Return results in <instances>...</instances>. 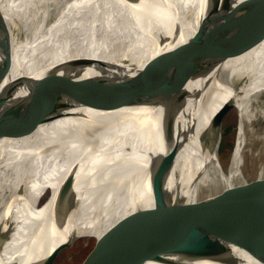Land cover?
Returning a JSON list of instances; mask_svg holds the SVG:
<instances>
[{
    "label": "bare ground",
    "instance_id": "6f19581e",
    "mask_svg": "<svg viewBox=\"0 0 264 264\" xmlns=\"http://www.w3.org/2000/svg\"><path fill=\"white\" fill-rule=\"evenodd\" d=\"M51 2L5 0L3 6L6 20L16 15L22 31L33 37L29 71L22 72L20 46L13 49V62L20 74L44 77L47 89L50 80L53 84L69 74L78 79L104 76L108 82L123 79L148 68L165 52L169 64L190 36L183 19L185 0H69L52 21L37 25L42 6ZM198 2L189 0L196 8ZM262 23L264 7L254 10L241 31ZM84 59L93 64L73 70V63ZM5 65L0 50L1 71ZM222 67L233 79L249 77L246 99L250 92H260L257 100L264 95V39ZM19 73L9 68L0 81V97ZM165 84L164 96L143 105H118L111 98L89 108L66 99L64 110L46 123L38 120L25 139L2 143L8 145L0 149L5 156L0 162V264H43L83 238L98 241L149 207L150 175L164 155L162 141L169 132L191 186L201 190L210 184L220 141L209 121L230 91L220 89L214 103L196 110L181 98L174 68ZM53 101L50 93L42 97L43 106ZM239 164L237 155L230 157L226 170L232 178L239 176ZM69 174L74 179L68 201L75 204L72 211L63 204L58 211ZM245 264L264 261L252 258Z\"/></svg>",
    "mask_w": 264,
    "mask_h": 264
},
{
    "label": "water",
    "instance_id": "95a60500",
    "mask_svg": "<svg viewBox=\"0 0 264 264\" xmlns=\"http://www.w3.org/2000/svg\"><path fill=\"white\" fill-rule=\"evenodd\" d=\"M4 1L0 0V50L6 65L0 70V81L10 67L19 73L13 62L14 47H21L23 73L29 71L33 48V37L25 35L18 17L6 20ZM184 7L183 19L190 36L169 64V54L165 52L148 68L123 79L108 82L104 76L78 79L69 74L53 84L50 80L49 89L44 77L19 73L0 97L2 145L25 139L38 120L46 123L62 110L66 99L89 108L111 98L118 105L121 101L143 105L157 100L164 96L172 68L181 98L186 97L196 110L214 103L220 89L230 91H226L228 98L212 115L209 128L230 148L232 156L239 158V176L232 178L216 156L211 161L213 180L207 187L195 189L188 171L177 161L173 133L168 130L162 141L166 143L164 155L150 175V206L115 226L72 264H245L252 258L264 261V171L249 176L241 172L245 134L260 92H250L246 99L249 77L233 79L230 70L222 67L264 39L263 23L241 31L254 10L264 7V0H199L197 8L185 0ZM92 64L91 59L75 61L73 70ZM187 84L189 90L185 89ZM46 92L54 101L43 106ZM242 103L243 111L239 108ZM7 145L0 149L5 150ZM4 158L0 155V162ZM73 179L74 175L69 174L64 180L58 211L62 204L73 209L75 202L68 201L67 193L73 188ZM57 254L43 264H52Z\"/></svg>",
    "mask_w": 264,
    "mask_h": 264
},
{
    "label": "rangeland",
    "instance_id": "374dc122",
    "mask_svg": "<svg viewBox=\"0 0 264 264\" xmlns=\"http://www.w3.org/2000/svg\"><path fill=\"white\" fill-rule=\"evenodd\" d=\"M69 0H52L49 6H42L40 14L37 18V25L43 22L52 21L63 5ZM26 36H32L29 30L25 32ZM252 123L245 134V145L241 156L242 165L241 172L243 175H254L259 171H264V95L261 96L253 106ZM218 156L220 157L221 165L224 170L232 156L231 150L221 141L219 145ZM247 168V169H246ZM258 169V170H257ZM48 197L45 194L41 200V206ZM3 204L0 203V212ZM95 243L94 238H83L74 244L62 249L54 258L52 264H72L73 261L86 249Z\"/></svg>",
    "mask_w": 264,
    "mask_h": 264
}]
</instances>
